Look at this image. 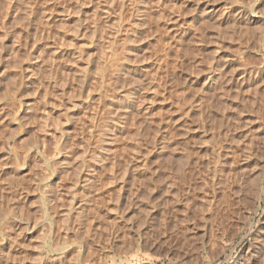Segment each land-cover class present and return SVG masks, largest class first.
<instances>
[{"label": "clouds", "instance_id": "1", "mask_svg": "<svg viewBox=\"0 0 264 264\" xmlns=\"http://www.w3.org/2000/svg\"><path fill=\"white\" fill-rule=\"evenodd\" d=\"M262 69L264 0H0V264H264Z\"/></svg>", "mask_w": 264, "mask_h": 264}, {"label": "rangeland", "instance_id": "2", "mask_svg": "<svg viewBox=\"0 0 264 264\" xmlns=\"http://www.w3.org/2000/svg\"><path fill=\"white\" fill-rule=\"evenodd\" d=\"M15 7H16L15 2H13L12 8L9 9V18L11 17L12 9H14ZM39 47H41V45L37 46V50L39 49ZM141 47H145L146 48L147 44L141 45ZM220 55L224 56V55H226V53H220ZM260 71L262 73H264V69H262ZM161 107L167 108L169 106L168 105H164V106H161ZM21 114L23 115V113H21ZM177 118L178 117H174V119H177ZM201 135H202V133H200L199 131H194L191 134L192 138H194V139L200 138ZM207 151H208L207 148L201 149V152H207ZM130 178L131 177L128 176V179H130ZM118 187H119V185L109 186L108 191L112 192V191H114L115 188H118ZM124 194H127L126 191H125ZM157 195H158V193H157ZM200 195L203 196L202 193ZM252 235H253V237H260V238L264 239V223H261L260 227L257 228L256 231L252 233ZM246 249H247V245L244 246V250L240 252V255L236 258V260L233 262V264H240V262H241V260L243 258V255H244V251H246ZM253 251L254 252H259V251H261V247L258 245L256 248L253 249Z\"/></svg>", "mask_w": 264, "mask_h": 264}]
</instances>
